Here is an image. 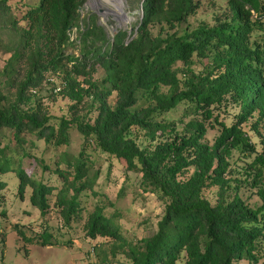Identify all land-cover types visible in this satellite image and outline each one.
I'll return each mask as SVG.
<instances>
[{"label": "trees", "instance_id": "1", "mask_svg": "<svg viewBox=\"0 0 264 264\" xmlns=\"http://www.w3.org/2000/svg\"><path fill=\"white\" fill-rule=\"evenodd\" d=\"M83 3L40 0L19 12L0 0V206L13 172L19 203L28 199L47 215L54 186L37 177L40 162L62 180L57 212L70 226L100 172L86 154L92 143L165 203L157 228L137 243L96 204L85 226L88 237H104L97 246L120 241L130 264L258 263L264 136L257 142L243 124L256 116L260 132L264 122V0H142L136 32L113 35L95 15L81 22ZM46 83L72 101L65 115L44 106L38 91ZM210 128L219 130L213 140ZM73 129L84 136L82 148L64 149L54 167L29 148L39 139L68 145ZM235 152L258 202L243 196L241 178L227 175ZM15 229L39 245L58 243L47 228L36 237Z\"/></svg>", "mask_w": 264, "mask_h": 264}, {"label": "rangeland", "instance_id": "2", "mask_svg": "<svg viewBox=\"0 0 264 264\" xmlns=\"http://www.w3.org/2000/svg\"><path fill=\"white\" fill-rule=\"evenodd\" d=\"M10 2L16 5L19 12H22L29 5L39 3L40 0H10ZM80 9L81 22L95 15L98 22L103 24L111 35L119 29H127L129 33L136 32L143 13L142 0H84ZM75 34L76 30L73 32L74 36ZM3 62L0 58V63ZM54 83H59V79H55ZM52 85L53 83L44 84L38 94L52 115H65L72 101L61 93L59 87L53 88ZM86 111L87 108H84L81 113H86ZM170 115L179 116L178 112L170 113ZM255 121L256 116H253L243 126L257 142H260L264 136V122L259 125L260 132H258L254 126ZM218 132L217 128H210L207 138L213 140ZM83 141V134L78 129H73L71 142L68 145H47L44 139H39L37 146L29 148L35 155L43 157L50 167H54L57 157L64 149L77 153L82 148ZM139 141L143 143L147 141L144 131L140 133ZM259 145L261 147L263 143ZM86 154L94 159L93 169L99 168L100 172L93 188L88 187L87 194L81 195L82 214L73 218L70 226L65 225L64 218L57 212V193L62 183L58 175L48 168L43 169L40 162L35 167L38 160H34L32 156L37 177L54 186L50 194V208L47 215L43 216L36 206L29 203L28 199L19 203L16 197L17 176L13 172L6 174L8 185L3 190L6 197L5 204L0 206V264H130V260L123 252V247L119 244L120 241L115 244L106 243L103 246H97V243L104 237L90 238L87 236L85 224L89 213L96 204L104 205V211L114 216L121 225L123 234L133 243H137L141 237L157 228L158 221L164 213L165 203L156 194L143 191L139 185L140 176H136L132 171H126L123 163L117 158L110 157L106 152L94 147L92 143L86 146ZM244 162V158L235 152L227 175L232 178H241L243 180L241 193L249 201L255 203L260 199L253 193V186L245 180L248 176L244 172ZM29 194L30 191L27 192V196ZM208 196L212 202H215L216 190L211 188ZM4 207L7 208L6 214L2 213V210L6 209ZM24 208L28 209L24 210ZM15 224L24 230L26 236L30 237H36L37 233L47 228L58 243L36 244L34 239H25L15 229ZM124 247L128 245L124 244ZM240 263L264 264V258L258 263H249L247 259L241 260Z\"/></svg>", "mask_w": 264, "mask_h": 264}, {"label": "water", "instance_id": "3", "mask_svg": "<svg viewBox=\"0 0 264 264\" xmlns=\"http://www.w3.org/2000/svg\"><path fill=\"white\" fill-rule=\"evenodd\" d=\"M80 8H81V6H80ZM100 10H102V8H100Z\"/></svg>", "mask_w": 264, "mask_h": 264}]
</instances>
